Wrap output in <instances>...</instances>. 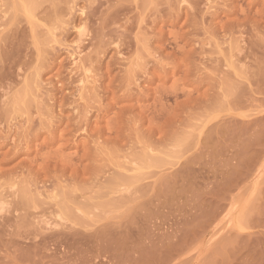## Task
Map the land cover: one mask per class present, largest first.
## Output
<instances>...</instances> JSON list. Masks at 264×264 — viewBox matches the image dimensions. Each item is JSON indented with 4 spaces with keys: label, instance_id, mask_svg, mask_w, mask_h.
Returning a JSON list of instances; mask_svg holds the SVG:
<instances>
[{
    "label": "rangeland",
    "instance_id": "rangeland-1",
    "mask_svg": "<svg viewBox=\"0 0 264 264\" xmlns=\"http://www.w3.org/2000/svg\"><path fill=\"white\" fill-rule=\"evenodd\" d=\"M0 87V264H264V0H0Z\"/></svg>",
    "mask_w": 264,
    "mask_h": 264
},
{
    "label": "bare ground",
    "instance_id": "bare-ground-1",
    "mask_svg": "<svg viewBox=\"0 0 264 264\" xmlns=\"http://www.w3.org/2000/svg\"><path fill=\"white\" fill-rule=\"evenodd\" d=\"M3 4H4V2H3ZM13 4V3H12ZM6 5V4H5ZM6 7V6H5ZM35 8V7H34ZM28 10V9H27ZM33 16V15H32ZM10 22V21H9ZM5 24H7V23H5ZM10 25V24H9ZM9 27V26H8ZM80 35H81V33H80ZM7 36V35H6ZM8 37V36H7ZM13 39V38H12ZM4 41V40H3ZM9 41H12V40H9ZM6 43V42H5ZM7 43H8V41H7ZM12 44H13V42H12ZM3 45V44H2ZM14 45V44H13ZM17 45V44H16ZM7 46H9L8 44H7ZM11 46V45H10ZM2 47V46H1ZM4 48V47H3ZM5 50H6V48H5ZM11 50V49H10ZM6 55V54H5ZM19 55H21V54H19ZM9 56V55H8ZM8 56H5V57H8ZM14 57V56H13ZM9 82V81H8ZM1 88V87H0ZM10 89V88H9ZM6 95V94H5ZM6 97V96H5ZM7 99V98H6ZM37 130V129H36ZM9 140V139H8ZM22 146V145H21ZM13 192V191H12Z\"/></svg>",
    "mask_w": 264,
    "mask_h": 264
}]
</instances>
